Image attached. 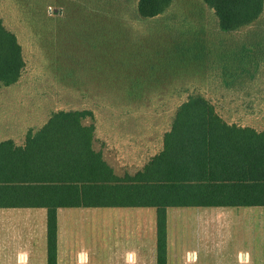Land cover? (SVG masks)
<instances>
[{
    "label": "rangeland",
    "instance_id": "374dc122",
    "mask_svg": "<svg viewBox=\"0 0 264 264\" xmlns=\"http://www.w3.org/2000/svg\"><path fill=\"white\" fill-rule=\"evenodd\" d=\"M136 3L0 0V22L16 35L26 63L18 84L0 89V124L16 120L37 126L58 109L99 107L101 102L88 94L92 85L100 91L113 87L138 94L131 102L118 101L120 106L132 103L141 115L164 127L187 95L197 91L214 100L226 120L264 130V13L250 28L253 32L223 35L200 0H173L166 14L150 20L138 18ZM93 34L104 36L97 41ZM231 73L236 77L228 88L222 82L231 81ZM17 97L40 100L18 106L13 100ZM36 104L48 105L39 113L20 111L37 109ZM107 160L112 164L113 159ZM193 211L171 210L168 264H264V210L217 216ZM38 222V217L34 225L29 222L34 238L30 235L27 245L13 242L11 233L0 236V264H20L19 250L28 252L26 264H46L45 237ZM59 222L60 264H131V255L123 260L126 251H134L133 264H156L152 209L61 210ZM7 226L3 223L2 231L14 228ZM217 237L222 241L217 243ZM244 253L246 260L240 258Z\"/></svg>",
    "mask_w": 264,
    "mask_h": 264
},
{
    "label": "trees",
    "instance_id": "16d2710c",
    "mask_svg": "<svg viewBox=\"0 0 264 264\" xmlns=\"http://www.w3.org/2000/svg\"><path fill=\"white\" fill-rule=\"evenodd\" d=\"M200 1L223 35L253 32L264 13V0ZM172 3L137 0L136 13L155 19ZM93 35L97 41L104 36ZM25 66L16 35L0 22V89L18 84ZM230 76L222 82L228 88L236 77ZM213 103L205 93L188 94L174 111L162 150L133 177L123 178L92 150L94 126H82L92 118L90 111L54 112L40 129L26 133L23 145L0 142V209L45 210L46 264H57V210L152 208L156 264H168V209H264V130L226 120Z\"/></svg>",
    "mask_w": 264,
    "mask_h": 264
},
{
    "label": "crops",
    "instance_id": "0c3cea01",
    "mask_svg": "<svg viewBox=\"0 0 264 264\" xmlns=\"http://www.w3.org/2000/svg\"><path fill=\"white\" fill-rule=\"evenodd\" d=\"M96 82H102L101 80ZM91 97V99L101 102L99 104V107L95 108H85L82 109H58L55 112L58 111H69V110H88L92 113V118H87L86 120L82 121V126H94V137L92 141V150L101 156L102 161L104 164L111 170L113 175L116 178H123L124 176L133 177L137 172L141 171L144 166L148 163V161L154 157L156 154H158L162 148H163V137L165 133H167L170 129L171 119L169 120V123L167 126H163L162 124H159V120L155 118H149L148 116L141 115L139 113V109H134L132 103H127L130 105V107L122 108L118 101L127 100L128 102H131L132 100H135L138 98V94H131L130 92H123V91H117L111 90V91H100L95 90L93 86L91 85V91L88 93ZM33 99L29 97H17L13 100H16L18 106L21 105H28L26 101L28 100H40ZM3 99V98H0ZM24 100V103H21L20 101ZM109 100H115L118 102L115 103H109ZM35 104V103H33ZM37 105V104H36ZM48 105V104H46ZM45 104L40 107V105H37V109L32 107H26L24 109H21L20 111L27 112H38L40 108H45ZM53 110V104L50 103ZM4 110V104L3 101L0 100V112ZM28 119V116H27ZM161 120V119H160ZM46 119L40 121L39 123H42L40 125L34 126H28L16 124L17 121L13 120L12 123H1L0 124V142L5 141H12L15 146H21L24 143L25 135L29 130L36 131L40 129ZM33 124V123H32ZM107 158L113 159L110 164L107 160ZM120 170V172H123L122 176H118L117 171ZM116 171V172H115ZM75 209H104V210H116V211H126V210H145V209H152V208H73V209H59L57 210V264H60V242H62L61 238L62 232L60 228V222H59V213L61 210H75ZM194 210L193 212L199 213V214H209L212 215H219L224 213H231V212H238L243 210H251V209H262V208H173L167 210V217H166V233H167V251H168V245L170 243V217L174 212H171V210H176L180 212H188V210ZM242 209V210H241ZM154 210V209H152ZM186 210V211H184ZM210 210V211H206ZM264 210V209H262ZM30 212V213H29ZM155 212V210H154ZM34 217L39 218L38 222V229L40 230L41 238L45 237V230H46V211L43 209H0V236L3 235H11L14 236L13 242L17 241L25 245L28 244L29 236L31 238H34L33 233L29 235V222L31 225H34L33 220ZM31 219V221H29ZM156 219V218H155ZM37 221V220H36ZM9 223L8 229L10 227L13 228V230L8 232L6 230L2 231L1 225L4 223ZM10 222H12V226H10ZM217 224H219L217 222ZM215 225V227L219 228V225ZM214 227V225H213ZM18 228V230L16 229ZM24 228V230H22ZM32 229L36 226H32ZM219 234V233H218ZM215 240H217V243L222 241L217 237ZM213 242V241H212ZM27 251L19 250L17 252L16 258L19 259L20 264H26L27 262ZM239 253V252H237ZM132 256L131 264H133V258H134V251L128 252L124 254L123 260L128 257ZM237 255V254H236ZM246 253L240 254V258L243 257L244 260H246ZM81 259L85 261V255L80 254ZM237 257V256H236ZM194 258V257H192ZM80 259V260H81ZM236 258H234L235 260ZM112 264V263H110ZM114 264V263H113ZM122 264H126V262L122 261Z\"/></svg>",
    "mask_w": 264,
    "mask_h": 264
},
{
    "label": "bare ground",
    "instance_id": "6f19581e",
    "mask_svg": "<svg viewBox=\"0 0 264 264\" xmlns=\"http://www.w3.org/2000/svg\"><path fill=\"white\" fill-rule=\"evenodd\" d=\"M191 257H192V255H191ZM191 257H190V258H191ZM193 259H194V258H193ZM193 259H192V260H193Z\"/></svg>",
    "mask_w": 264,
    "mask_h": 264
}]
</instances>
